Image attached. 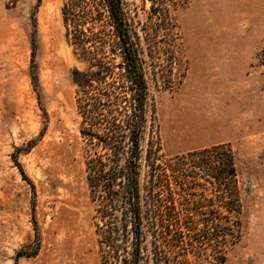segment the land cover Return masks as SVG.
I'll list each match as a JSON object with an SVG mask.
<instances>
[{
  "label": "rangeland",
  "instance_id": "obj_1",
  "mask_svg": "<svg viewBox=\"0 0 264 264\" xmlns=\"http://www.w3.org/2000/svg\"><path fill=\"white\" fill-rule=\"evenodd\" d=\"M132 1L145 22L151 2ZM175 14L177 60L150 80L160 154L230 145L243 207L223 264H264V0ZM76 65L62 0H0V264H101Z\"/></svg>",
  "mask_w": 264,
  "mask_h": 264
},
{
  "label": "trees",
  "instance_id": "obj_2",
  "mask_svg": "<svg viewBox=\"0 0 264 264\" xmlns=\"http://www.w3.org/2000/svg\"><path fill=\"white\" fill-rule=\"evenodd\" d=\"M149 1L142 22L132 0H62L101 264H223L243 207L235 153L160 154L150 80L175 64L190 0Z\"/></svg>",
  "mask_w": 264,
  "mask_h": 264
}]
</instances>
